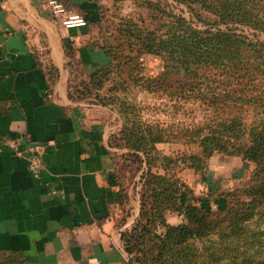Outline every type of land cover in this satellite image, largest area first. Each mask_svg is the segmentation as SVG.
<instances>
[{"label":"rangeland","instance_id":"rangeland-1","mask_svg":"<svg viewBox=\"0 0 264 264\" xmlns=\"http://www.w3.org/2000/svg\"><path fill=\"white\" fill-rule=\"evenodd\" d=\"M233 1L237 2L110 0L96 42L111 59L108 77L97 87V79L90 83L89 71L76 68L71 98L101 104L113 114L114 131L107 147L122 196L116 217L120 234L139 236L144 228L150 231L144 235L145 242L153 235L162 236L164 225L185 222L183 208L189 204L211 209L209 218L223 221L220 228L224 229L229 222L219 211L222 195L231 194L227 201L237 208L252 199L244 190L251 185L259 164L235 154L207 156L201 144L203 138H212L238 146L264 130V58L246 59L230 77L217 71L219 34L244 30L252 38L260 29L257 23L240 21L235 12L220 20L221 6L233 8ZM252 1L247 10L255 16L263 13L264 0ZM152 32L163 39L174 34L179 45L172 42V54L152 52L145 47ZM205 42L212 43L206 47ZM184 43L188 44L186 50ZM196 56L200 68H190ZM238 60L235 56L234 61ZM189 70L198 71L199 78ZM233 124L245 132L238 141L225 131L224 126ZM159 181L176 198L166 201L161 213V207L151 209L150 197ZM242 226V232L230 238L211 232L190 239L184 246V256L190 255L186 261L178 260L180 250L168 254L166 264L170 260H178L174 264H264V202L253 208ZM148 246L152 242L147 241ZM121 247L124 263L130 264L132 256L142 258L140 253L134 254L137 247L132 254L125 252V241ZM1 259L0 264H14ZM146 264H151L150 259Z\"/></svg>","mask_w":264,"mask_h":264},{"label":"crops","instance_id":"crops-1","mask_svg":"<svg viewBox=\"0 0 264 264\" xmlns=\"http://www.w3.org/2000/svg\"><path fill=\"white\" fill-rule=\"evenodd\" d=\"M61 1L87 26L64 28L46 0H0V260L125 264L107 147L113 114L70 96L77 67L111 64L96 43L110 0ZM6 140L42 147L39 178Z\"/></svg>","mask_w":264,"mask_h":264},{"label":"trees","instance_id":"trees-1","mask_svg":"<svg viewBox=\"0 0 264 264\" xmlns=\"http://www.w3.org/2000/svg\"><path fill=\"white\" fill-rule=\"evenodd\" d=\"M251 4H253L252 0H237L236 3L234 1L231 3L233 8H231V6L229 5L226 6L223 4L221 6V12H219L221 21L224 20L226 15L232 16V13L235 12L238 18H240V21L246 23L252 22V24L254 25H256L257 23L260 27V29L257 31L258 35H256L255 33L251 34L252 38H249L248 35L244 34V30L238 32L232 31L226 34L221 33L217 36L216 45L221 54L220 59L218 61L216 60L217 63L215 62L216 65H218L217 71H219L221 74H226L229 77L232 74L231 71L238 72V70H240L242 66L248 62L246 59L251 57H256L258 59L264 58V12H258V14L255 16L254 14L249 12V10H247L248 6ZM150 36V44L145 46L150 51H158L161 53L165 51V53L167 54L173 53L171 44L172 42H176V37H174V34H166L165 39L160 38V36L155 35V33L153 32L150 33ZM202 42H204V40ZM176 43L177 45H179V42ZM211 43L212 42H205V46L208 47ZM142 46H144L143 42ZM187 46L188 44L184 43L183 49L186 50ZM242 54H244L245 57H242ZM235 56L239 57L238 61H234ZM197 59L198 57L192 59L194 61L191 65H189L190 68H192L193 66L200 68ZM111 64L105 68L91 72L89 77L90 83H92L94 79H97L96 85L97 87H99L102 83V79H107L109 74L108 69ZM188 72L194 74L195 77L199 78L198 76H196L198 71L189 70ZM224 127L228 136L233 137L236 141H238V139H240L241 136H244L245 134V132H242L236 124ZM263 132L264 130L262 131V133L253 134V136H251L250 138L248 137L249 143L243 142L238 146L234 144H227V140L219 142L212 138L202 139L201 144L203 145V153L207 156H212L215 152L222 153L227 156L235 154L240 155L243 160L253 161L259 164L257 166V170H255L253 174V180L250 183L251 185H248V187L244 190L245 194H248L252 197L250 202L242 204L241 207L237 208L233 205H230V201H227L228 196H231V194L227 193L225 195H222L224 196V201L223 206L219 208V211L223 212V218L229 222V224L227 223L228 225L226 226V228H220L223 221L217 222L216 219L209 218V215L213 214L211 209L205 208L204 206L189 204L183 208V216L185 219V222L183 224L177 226L164 225L165 231L162 236L153 235L152 238L146 239L148 242H152V247L155 248L154 250H151V246L147 247V241L145 242L144 235L150 234L149 230L143 228V230H141L143 235L139 236L134 234H129L127 236L125 234H121V242L125 241V252L132 254V248L134 249V247H137V250L134 254L140 253L142 255V258H140L139 256H132L131 258H129V263L134 264V261H138L141 264H146L150 259L151 264H166V256L170 253H172L173 255L175 252H178L180 250L181 256L180 258H178V260L181 259L185 262L186 258L190 256L189 254H186L184 256V246H186L188 240L193 238L196 239L207 237L211 234V232H214L215 234H219L221 236L224 234H228L229 238L241 233L243 230V223L249 220L252 216L253 208L264 202ZM138 142L144 145L143 142L139 140ZM135 143H137V141ZM164 185L165 184L163 182L159 181L157 183V187L151 190L150 195L153 200L151 209L153 208V210L158 211L161 207L158 211L159 213H161L163 208L167 206L166 201L170 203V200H176V198H174L175 196H173L174 194H171L172 192L169 191L168 188H166ZM172 186H174V183ZM165 193H167L166 196ZM161 223H163V220H161ZM154 251L155 253H153ZM148 255L150 256L149 259ZM5 259L9 260L8 258ZM178 260H173V262L170 260L169 264H174V262ZM10 262L13 261L10 260Z\"/></svg>","mask_w":264,"mask_h":264},{"label":"built area","instance_id":"built-area-1","mask_svg":"<svg viewBox=\"0 0 264 264\" xmlns=\"http://www.w3.org/2000/svg\"><path fill=\"white\" fill-rule=\"evenodd\" d=\"M54 18L60 19L66 29L87 26V20L79 13L68 10L61 0H46ZM5 147L15 156L26 161L27 169L34 178H39L45 168L42 158V147L38 144L25 142L23 145L17 140H6Z\"/></svg>","mask_w":264,"mask_h":264}]
</instances>
